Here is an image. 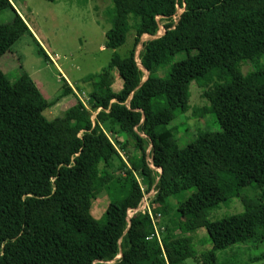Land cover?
I'll return each instance as SVG.
<instances>
[{"label": "trees", "instance_id": "obj_1", "mask_svg": "<svg viewBox=\"0 0 264 264\" xmlns=\"http://www.w3.org/2000/svg\"><path fill=\"white\" fill-rule=\"evenodd\" d=\"M177 7L175 23L152 37L155 17L170 19ZM4 9L18 20L0 22V57L26 30L49 58L10 0H0ZM108 13L104 46L122 45L131 26L132 46L85 78L86 103L48 119L43 112L74 93L68 82L48 101L27 72L9 83L0 69V90H11L0 99V264H223L217 251L264 236V67L241 71L264 55V0H111ZM191 82L207 101L196 114L210 113L220 130L180 147L166 126L189 109ZM103 189L108 203L96 219L89 210ZM150 190L160 242L146 238L147 211L127 221ZM234 198L242 211L207 218ZM198 228L211 247L196 254Z\"/></svg>", "mask_w": 264, "mask_h": 264}, {"label": "rangeland", "instance_id": "obj_2", "mask_svg": "<svg viewBox=\"0 0 264 264\" xmlns=\"http://www.w3.org/2000/svg\"><path fill=\"white\" fill-rule=\"evenodd\" d=\"M10 1L14 4L13 7L16 12L18 10L17 15L22 20L23 18L26 20L28 26L37 35L53 59H48L41 55L38 52L39 47L31 34L26 30H20L14 40L11 38L12 45L10 50L0 57V69L6 76V80L10 83L18 78L21 71H25L34 83L39 86L40 92L48 101L55 99L61 94L64 86L62 78L69 81L75 88L73 94L60 98L43 112L48 119L58 116L63 110L75 104L78 99L86 103L90 84L85 81V78L100 72L102 68L107 66L114 53L121 57L127 55L128 49L132 46L134 36L132 26L126 34L122 45L114 49L104 46L105 32L110 26L108 8L111 7V0ZM181 11L182 8L177 7L175 16H178ZM12 20H18V18L10 9L0 11L1 25L10 24ZM23 22L25 23L24 20ZM168 22L175 23L172 18L167 20L159 19V29L156 36L164 33L163 30H165V25ZM32 35L34 36L33 33ZM152 37H155V34ZM148 38H151V36L142 35L141 41ZM140 48L141 44L139 43L136 46L134 59L143 71L142 79H144L147 76V71L139 63L138 51ZM179 56L177 55L175 59H178ZM253 66L264 67V55L254 61L242 63L241 71L246 73ZM113 74L115 76L113 89L117 90L121 86V80L114 70ZM189 92V109L185 113L177 115L166 126L172 129L180 147L185 146L200 132L220 130L218 123L210 113H205L202 116L196 114V110L207 103L202 95V88L195 82H191ZM10 95V87H4L0 90V99L3 97L4 99L8 98ZM92 120H94V113ZM192 190L186 194H189ZM244 192L250 194L252 191ZM146 195L147 193L144 194L143 198ZM107 203V191L103 189L91 203L89 212L92 217L100 219ZM171 204L175 205L176 199H171ZM242 209L241 202L234 198L231 202L221 203L218 207L208 211L207 218L214 220L240 212ZM137 211L143 213L145 209L142 208V205H139L136 210H128L127 221L133 215L139 213ZM156 220L154 222L155 227H157ZM191 240L196 254L211 247L205 228L196 229L191 234ZM216 255L217 260L223 264H264V257H262L264 256V236L260 241L230 245L223 250L217 251ZM183 264H202V260L200 261L197 257L195 259L187 258Z\"/></svg>", "mask_w": 264, "mask_h": 264}, {"label": "built area", "instance_id": "obj_3", "mask_svg": "<svg viewBox=\"0 0 264 264\" xmlns=\"http://www.w3.org/2000/svg\"><path fill=\"white\" fill-rule=\"evenodd\" d=\"M176 15V13L171 17L174 21H176L177 19H175V18H178V16H175ZM156 18V20H157V22L159 21V19H165V18H163L162 16H156L155 17ZM167 20V19H166ZM158 29H159V23H158ZM158 29H157V31H158ZM165 30H163V32H164ZM157 33V32H156ZM145 36H149V35H147V34H145ZM155 36H156V34H155ZM143 208L145 209V211H147V213H148V216H149V218H150V223L152 224V226H153V232H151V233H149L148 235H147V239H157V241L158 242H160V235H159V227L157 226V227H155V220H156V217L155 216H153L152 214H151V211L149 210V207H148V205L146 206V204L143 206ZM159 215V214H158Z\"/></svg>", "mask_w": 264, "mask_h": 264}, {"label": "crops", "instance_id": "obj_4", "mask_svg": "<svg viewBox=\"0 0 264 264\" xmlns=\"http://www.w3.org/2000/svg\"><path fill=\"white\" fill-rule=\"evenodd\" d=\"M12 3V2H11ZM12 5H14L13 3H12ZM17 12H18V10H17ZM19 14H20V12H19ZM20 16L22 17V15L20 14ZM23 18V17H22ZM23 20L25 21V23H26V25L28 26V24H27V22H26V20L23 18ZM28 28L30 29V31L34 34V37L36 38V40L37 41H39V43H40V45L43 47V49L45 50V52L47 53V55H48V59H53V57L50 55V54H48V52H47V50H46V48L44 47V45L40 42V40L38 39V37H37V35L33 32V30L30 28V26H28ZM61 72H62V70L59 68V67H57ZM62 75H63V73H62ZM68 82V84L73 88V91L75 92V88L70 84V82L69 81H67ZM36 86L38 87V89H39V86L36 84ZM40 90V89H39ZM42 94V93H41ZM63 97H66V96H63ZM62 97V98H63ZM150 193V194H149ZM152 194H153V190H150L148 193H147V195L145 196V198H142L143 200H141L142 202H143V204H142V208H143V206L146 204V206L148 205V201L150 200V198H151V196H152ZM148 200V201H147ZM140 201V202H141ZM139 205H140V203H139ZM138 205V206H139ZM138 206H136V207H134V208H130V210H136L137 208H138ZM140 208V207H139ZM144 209V208H143ZM136 212V211H135ZM137 212H139V211H137ZM129 222V221H128ZM159 235H160V233H159Z\"/></svg>", "mask_w": 264, "mask_h": 264}, {"label": "water", "instance_id": "obj_5", "mask_svg": "<svg viewBox=\"0 0 264 264\" xmlns=\"http://www.w3.org/2000/svg\"><path fill=\"white\" fill-rule=\"evenodd\" d=\"M146 78L142 79L141 82H143ZM121 255V254H120ZM120 257V256H119ZM117 258V257H115ZM115 258L113 260H111L110 262H113L115 260Z\"/></svg>", "mask_w": 264, "mask_h": 264}]
</instances>
